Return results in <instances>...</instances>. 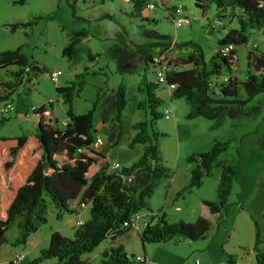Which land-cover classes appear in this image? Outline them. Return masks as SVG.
Wrapping results in <instances>:
<instances>
[{"label":"trees","instance_id":"trees-1","mask_svg":"<svg viewBox=\"0 0 264 264\" xmlns=\"http://www.w3.org/2000/svg\"><path fill=\"white\" fill-rule=\"evenodd\" d=\"M130 1L132 11L139 12L150 0ZM156 1L160 5L163 3L162 0ZM193 3L201 9L208 3L214 4L221 16L227 12L234 18L237 27L229 29L216 41L215 51L207 60L202 49L192 41L177 44L183 50V56L179 59L181 64H188L190 67L177 69L171 63L172 69L165 75L162 84L155 81L145 84L144 97L137 102V109H147L150 125L161 116L156 111L161 100L153 93L157 86L165 88L172 84L169 96L171 99L181 98L187 104L185 118L202 117L210 120L211 129L225 122L227 112L232 111L237 116H254L259 104L264 101V53H259L254 48L247 49L243 80L238 81L228 76L225 82L208 85L209 80H218L215 78L222 69L230 70L235 45L246 43L252 31H259L264 38V0H193ZM166 15L170 20V13ZM104 17L113 20L108 14L98 18ZM14 25L16 24L11 27ZM110 32L112 43L108 46V51L118 66L132 68L137 59H141L144 65L151 66L153 56L163 55L174 45L167 41L166 35L146 28L141 30L140 41H134L122 24L118 25V29L112 28ZM78 41V38L69 40L63 50L67 56ZM223 44L233 46L228 57L217 53V47ZM8 65L21 66V70L28 68L33 74L44 70L35 62L26 67L25 58L17 48L0 51V67ZM21 70L10 73L18 77ZM82 75L74 74L66 85L54 86L65 105L64 126L57 128L50 124V120H43L39 114L34 132L12 137L0 136V246L6 242L5 232L12 224L16 226V237L11 244H25L28 236L46 222V199L56 209L57 218L62 213H75L77 207H89L88 218L74 228L71 237L50 231L46 247L34 258L23 257L20 264H37L50 258H54L57 264H90L81 256L91 252L104 239L114 241L129 230L121 226L122 222L136 211H149V197L160 180L170 174L156 148V132L149 134L144 121L132 123L133 135L127 144L128 147L141 145V153L137 159L128 166H121L119 170H108V160L92 147L93 113L98 95L83 113H74L71 107V100L81 86ZM238 84L244 91L243 97L238 95ZM5 85L11 86L7 83ZM1 87L0 100L6 99L9 94L5 92L4 86ZM258 94H261V99L257 104L246 107ZM125 105V87L120 82L115 90L112 121H119ZM38 111L41 112L40 107ZM54 122L56 123V119H53ZM258 143L259 148L264 149V134ZM225 145L226 143L216 142L207 151L189 153L184 160L193 162L194 165L189 172L188 183L174 196L176 199L197 189L202 178L209 176L213 167H218L220 173L215 199L201 200L208 213L214 215L213 221L196 216L193 221L167 222L165 213L157 209L137 232L141 246L168 240H203L218 221L227 215V197L236 178L237 162L217 159ZM258 236L255 225L254 244L258 242ZM132 256L134 255L126 254L120 245L110 246L99 254L98 264H125L129 262L128 257ZM256 260L257 264L262 263L264 254L256 255Z\"/></svg>","mask_w":264,"mask_h":264},{"label":"rangeland","instance_id":"rangeland-1","mask_svg":"<svg viewBox=\"0 0 264 264\" xmlns=\"http://www.w3.org/2000/svg\"><path fill=\"white\" fill-rule=\"evenodd\" d=\"M150 1L154 3V9L142 8L141 11L134 12L130 0H0V51L17 48L25 58L26 67L35 62L38 67L44 69L33 74L31 71H22V67L18 65L0 67V87L4 86L5 92H9L6 99L0 100V136L12 137L34 132L35 123L31 119L34 117L30 114L25 115L24 110L38 102L47 104L48 98L53 99V111L57 117L56 123L53 124L61 128L60 123L65 120L63 112L65 105L53 97L55 96L54 84L48 80L46 75V71L51 68H58L62 72L57 79V84H62L63 80L68 79L73 69L79 70V74H83L81 86L71 100L73 111L78 113L85 111L83 107L88 109L97 94L96 109L105 90L110 87L114 88L115 82L118 80L123 78L120 82L125 83L127 87L134 85V82L138 81L137 73L122 75L118 72L116 70L118 65L113 64L108 51V46L112 43L110 30L114 27L118 29L119 24L125 27L134 41H140L141 30L145 28L151 32L155 31L166 35L167 41L174 43L168 51V58L177 69L190 67L188 64H181L179 59L183 56V50L177 47V44L192 41L202 49L204 58L207 60L215 51L216 41L229 29L237 27L234 18L227 12L221 16L222 14L218 13L212 3H208L201 9L194 5L193 0H162V5L157 4L156 0ZM177 5L183 7L189 18V23L174 28L166 14L171 12L172 6ZM103 14L111 15L113 20L105 17L98 18ZM214 20H218L219 25L211 28ZM12 24L16 25L11 27ZM86 35L90 36L88 40L84 39ZM71 38H78L79 41L71 48L67 56L63 50ZM252 43H255L254 49L257 52L264 53L262 34L259 31H252L246 43L235 45L234 59L230 70L222 69L215 79L221 80L223 77L229 76L238 81L243 80L246 69L245 56ZM89 51L93 56H96V63L92 67L81 70L88 59L86 56ZM144 68L138 70L139 74H143L147 78L152 76L153 80H156L155 67L148 66L145 68L147 71ZM19 70L21 73L18 74V77L10 73V71L18 72ZM5 83L11 86L7 87ZM102 83L105 84L102 85ZM126 92L128 102L122 112V123L127 120L146 122L148 133L156 132V148L159 150L165 166L171 169L175 164L179 166L183 162V157L189 153L207 151L213 143L218 142L226 143V145L217 155V159L236 160L237 179L251 178L253 174L264 175V149H260L258 143L264 134V101L259 104V109L254 116H237L232 111L227 112L225 122L221 126L211 129L209 128L210 120L202 117L185 118L184 114L188 110V106L181 98H177L178 100L172 98L171 103L175 108L174 115L171 113L169 119L159 116L150 125V115L146 108L135 109L133 107L131 110L130 93L138 97L139 92L137 90L131 92L129 88ZM238 95L244 96L240 84H238ZM137 99L140 101V98ZM260 99L261 94H258L245 106L255 105ZM7 101L11 103L13 109L3 113L1 109ZM102 104H104L103 111L95 113L94 110L93 117L108 123L109 111L105 107V98ZM46 108H48L47 105ZM162 108L163 104L160 103L156 107V111L161 113ZM139 149L141 150L140 147ZM190 163L194 165L193 162ZM217 169V167H213L214 173L217 172ZM212 176L204 178L200 188L193 189L189 194L185 193V195L188 194L185 196V200L189 210H200L201 215L205 217L209 215L208 211L205 206V208H200L198 199L214 198L215 186ZM163 181L164 179H161L149 198L151 207H155L163 198ZM230 192L227 202L228 200L233 201L235 198L233 189ZM185 210L181 209L180 213L187 214L188 212ZM170 211L169 221L172 220L170 215H174ZM55 214L56 209L46 199V222L39 226L41 241L45 240L49 227L51 231H57L55 229L59 227L60 232L57 231L58 233L65 237H71L70 225H73L76 219L88 217L89 207L88 205L77 207L75 213H62L58 218ZM73 226L76 227V225ZM15 232L16 226L12 224L5 232V239L12 241ZM130 232L135 234L134 230ZM125 240L136 242L133 237H129V233L126 234ZM188 244L194 243L185 241L178 245L171 242L150 244V254L160 260V262L155 261L158 264H166L163 261H178L188 264L193 258L200 257L199 253H188ZM132 245L129 243L128 249ZM14 246L23 248L24 245ZM210 250L212 258H219V246L215 244ZM91 252L83 255H89ZM186 253L188 254L185 255ZM6 254V251L0 254V264H6V262H1V258ZM131 258L128 257L129 260ZM99 259V257H94L89 263L98 264Z\"/></svg>","mask_w":264,"mask_h":264},{"label":"crops","instance_id":"crops-1","mask_svg":"<svg viewBox=\"0 0 264 264\" xmlns=\"http://www.w3.org/2000/svg\"><path fill=\"white\" fill-rule=\"evenodd\" d=\"M89 37H90L89 35H86L84 39L88 40ZM86 57L88 59L86 63L82 66L81 70H83L84 68L87 69L89 67H92L96 63V56H93L91 51L87 53ZM111 61L113 62L112 59ZM148 66L150 65H144L141 59H137L135 60L132 68L131 66L121 65L118 66V68L116 69L118 70V72L122 71V75L127 73L131 74L133 72L137 73L138 81L134 82V85L127 87V85L123 83L125 87V98L127 97L126 91L128 90V88L131 92L133 90L134 91L137 90L140 94L138 97H136L130 93V96L132 98L131 110L133 107L137 109V102H138L137 98L141 99L144 97L143 88L145 84L148 82H152V83L154 82L152 76L147 78V76L143 74H139L138 72V70L144 67L147 68ZM145 71H147V69H145ZM77 73H79V70L73 69L70 72L69 74L70 77L68 79L63 80L62 84H56L55 86L66 85L68 81H70L73 78V75ZM122 80L123 78L120 81ZM120 81L118 80L117 82H115L114 88L110 87L109 89H106L105 93L100 98L97 107L95 109V113H100V111L101 112L103 111L104 104H102V102L104 101L105 98L106 100L105 107L109 111V112L107 111L109 115L108 117L109 124L106 121L96 120L93 117L92 136L93 139L95 137H100L102 139V144L95 149L101 154H103L104 157L108 160V162L115 161L118 162L120 166H128L133 161H135L139 156V154L141 153V150L139 149V147L141 148V145L135 144L133 145V147H128L127 145L133 135V130L131 129L132 123L136 121L127 120L125 123H122V119H123L122 113L118 122L112 121V116L115 110L114 109L115 90L118 84L120 83ZM104 84L105 83H102V85ZM153 93L156 97H158L161 100L163 107L165 105H169L171 107L172 115H174L175 108L171 103L172 99L170 98L168 91L162 86H157L153 90ZM54 95H55L53 96L54 98L57 97V93L55 91H54ZM127 102L128 101L126 99V105ZM34 105H36V107H40L41 118L43 120H50L51 122L50 124H53V119L57 118L53 111L54 110L53 104L51 103V105L49 106L44 102H38L37 104ZM46 105L48 106V108H46ZM83 108H85V110L87 109V107H83ZM64 111H65V106L63 108V112ZM73 112L78 113L75 111ZM33 117L34 118L31 119L36 125L38 117L37 116H33ZM64 121H66V119ZM54 126L60 128L56 124H54ZM184 158L185 157H183V162H181L179 166L175 164L172 169L166 166L169 169L170 174L167 178H163L164 179V181L162 182L163 198L155 207H151L149 205V199H148L147 205L149 211L146 210L140 211V213L144 216L143 220L148 221L150 219L149 217H151L156 212L157 209H161V211L165 213V218L167 222H174L177 220L193 221L196 216L205 217L201 215L200 210L198 211L196 209L194 211H192V209L189 210V206L185 200V196L191 192H189L186 195L184 193L178 198L174 199L175 193L187 185L189 180V172L193 167L192 163L186 162ZM216 171L217 172L214 173L212 168L210 175L204 176L202 178V183L200 187L203 185L204 178H208L213 175L212 181L215 187H214L213 199H206V198L198 199V202L200 203V208L204 207L201 200L213 201L215 199V188L220 173L219 168ZM237 178L238 177L236 176L231 187V190L233 189L234 191L235 198L233 201L228 200L229 209L227 215L224 216L220 221H218V223L212 228L209 235L205 239L198 241H188V240H181L178 242H174L172 240L166 241V242H171L174 245H178L179 243H183L185 241L189 243L190 242L194 243L192 245L188 244V248H189L188 253H192V252L199 253L200 257L193 258L192 260L189 261L188 264H192L194 259H198L199 264H257L256 255L264 254V175L253 174L251 178L248 177L244 179H237ZM181 209L184 210L186 209L185 211L188 213L183 215V213H180ZM169 210L172 211V212L170 211L171 214L174 213V215H170V217L172 218L171 221L168 220ZM87 218L88 217L76 219L73 225H75V222L77 221L83 222ZM205 218L209 219L210 221H213L214 215L209 214ZM254 224L258 229V235H259L258 236L259 240L256 244H254V226H255ZM73 225L72 224L70 225L71 227L70 234H72L75 228V226ZM48 229L49 230L46 233V238L43 241H41L40 228H38L34 233H31L28 236L23 248L16 247L11 244V242L16 237V232H15V236L14 238H12V241L6 240V242L1 244L0 246V254L3 251H6L7 253L3 258H1L2 259L1 262L7 263L11 259V257L16 254H22L26 259H31L36 257L39 251L44 247H46L47 245L48 235L51 231L50 227ZM55 230L60 232L59 227L58 229ZM130 231L132 230L129 229L125 231L124 233L119 235L114 241H111L109 238L104 239L92 250L93 252H91V254L82 255L81 258L89 263L94 257L98 258L99 254L102 251L107 250L110 246L120 245L126 254L144 255L147 259V262L143 264H158L155 261L160 262V260L158 258L152 257L150 254V248H149L150 244H145L141 246L137 232L135 231V234L134 233L132 234ZM127 233H129V237H133L135 239L136 241L135 243L131 242V240L130 241L125 240ZM129 243L133 244L132 247H130V249H128ZM197 243H202V244H197ZM156 244H160V243H156ZM215 244L220 248L219 258H212L210 254L211 251L210 248L212 246H215ZM188 253H186L185 255H187ZM163 262H165L166 264H184V263H179L178 261L177 262L163 261ZM37 264H57V263L54 258H50V259H45ZM125 264H141V263H138L130 259L129 262ZM260 264H264V260Z\"/></svg>","mask_w":264,"mask_h":264},{"label":"built area","instance_id":"built-area-1","mask_svg":"<svg viewBox=\"0 0 264 264\" xmlns=\"http://www.w3.org/2000/svg\"><path fill=\"white\" fill-rule=\"evenodd\" d=\"M128 1V0H125ZM155 8V5L152 1H149L144 4V9L146 10H152ZM170 21L174 28H177L182 25H187L189 23V18L186 15L185 10L182 6H172L171 12H170ZM219 22L217 20H214L213 24L211 25V28L218 25ZM172 45V43H171ZM252 48H255V43H252L250 48L248 50H251ZM231 50H233V46L231 44H223L217 47V53L223 57H228L230 55ZM168 50L164 52L163 55L159 56H153L151 67H155L154 75L156 77V80H154L157 83L162 84L165 79V75L172 69V65L170 62V59L168 58ZM24 72H29L28 68H25L22 70ZM47 78L50 82L54 84V86L57 84V79L61 75V70L58 68H52L50 70L46 71ZM226 77H223L221 80H209L208 85L211 86L215 82H225ZM172 88V84H169L165 87V89L169 93V89ZM56 100L60 103H62L61 96L57 95ZM47 103H53V99L48 98ZM13 107L9 101L5 103V105L2 107L1 111L3 113H6L10 110H12ZM39 107H36L35 105L30 106L28 109L25 110V115L30 114L32 116H39L40 112L38 111ZM172 109L169 105H165L161 110V116L164 119H169L171 116ZM61 126H64L65 121H61ZM102 144V139L100 137H95L92 142V147L97 148L99 145ZM120 164L115 161H111L108 163V170H119ZM143 215L140 213V211H136L130 215V217L127 220H124L121 224L123 228H129L131 230H134L136 232H139L140 229L145 225L147 220H143ZM81 222L77 221L75 222V225H79ZM24 255L22 254H16L11 257V259L6 264H20L21 260L23 259ZM132 260L138 262V263H145L147 262V259L144 255H134L131 258ZM192 264H199L198 259H194Z\"/></svg>","mask_w":264,"mask_h":264}]
</instances>
